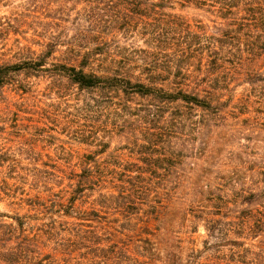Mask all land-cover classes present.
Returning a JSON list of instances; mask_svg holds the SVG:
<instances>
[{
    "label": "trees",
    "instance_id": "1",
    "mask_svg": "<svg viewBox=\"0 0 264 264\" xmlns=\"http://www.w3.org/2000/svg\"><path fill=\"white\" fill-rule=\"evenodd\" d=\"M83 3L84 43L0 65V91L26 73L61 98L72 94L70 113L43 112L33 124H67L66 135L91 150L63 188L62 172L44 166L38 242L0 244V264H59L105 227L165 243L178 214L179 234L201 224L205 235L200 250L174 235L159 248L166 264H183L184 250V264H264V0ZM175 5L208 23H189ZM230 124H251L252 140L234 142ZM116 140L123 145L97 159ZM56 218L76 224L61 231Z\"/></svg>",
    "mask_w": 264,
    "mask_h": 264
},
{
    "label": "rangeland",
    "instance_id": "2",
    "mask_svg": "<svg viewBox=\"0 0 264 264\" xmlns=\"http://www.w3.org/2000/svg\"><path fill=\"white\" fill-rule=\"evenodd\" d=\"M84 0H0V65L21 64L36 59L44 46H59L84 43L81 39L86 31L79 16L87 10ZM175 14L189 23L201 20L208 23V17L200 10L191 7L174 6ZM138 46L141 44L138 43ZM26 74V73H25ZM23 73L12 76L11 84L0 91V231H8L2 237L5 249L18 250L26 245L25 238L33 243L38 242V226L43 217L38 215V202L44 197L41 172L44 166H53L61 171V186L67 184V178L78 174L79 160L91 151L86 146L77 144L64 131L67 124H33L36 116L43 112L70 113L73 107V95L61 98L52 90L47 81L31 77ZM22 83V85H21ZM25 84V87H24ZM242 89L235 91L234 101ZM37 114V115H36ZM234 142L244 144L253 138L251 124H230ZM45 127V128H44ZM45 131L42 135L41 131ZM192 148H200L199 139L193 141ZM123 143L119 140L109 143L107 153L97 157L106 159ZM125 153H121L123 155ZM126 157H122L125 161ZM56 162V163H55ZM58 162V163H57ZM205 184H207L205 182ZM56 191V190H55ZM170 212L181 211L178 206L171 205ZM179 220L180 215H177ZM170 223V235L164 236L166 241L156 243L145 242L144 236L132 234H116L112 228L99 231V241H86L87 248L73 253L67 260L58 257L59 264H166V248L172 244V238L179 236L183 247L200 250L204 239L201 224L196 232L178 233L180 221ZM61 224V231L73 227L76 221L56 218ZM66 221V222H65ZM42 222H49L48 220ZM104 228V229H105ZM64 241L73 240L69 234L60 233ZM175 235V236H174ZM43 250L42 253H46ZM184 250L181 263H185ZM35 256V255H34Z\"/></svg>",
    "mask_w": 264,
    "mask_h": 264
}]
</instances>
